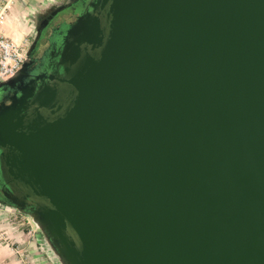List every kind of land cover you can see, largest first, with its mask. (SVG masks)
<instances>
[{"label": "water", "instance_id": "obj_1", "mask_svg": "<svg viewBox=\"0 0 264 264\" xmlns=\"http://www.w3.org/2000/svg\"><path fill=\"white\" fill-rule=\"evenodd\" d=\"M88 5L0 101L7 212L51 264H264V0Z\"/></svg>", "mask_w": 264, "mask_h": 264}, {"label": "flooded vegetation", "instance_id": "obj_2", "mask_svg": "<svg viewBox=\"0 0 264 264\" xmlns=\"http://www.w3.org/2000/svg\"><path fill=\"white\" fill-rule=\"evenodd\" d=\"M90 0H20L21 14L17 12L16 23L26 35L25 52L20 67L9 86L0 87V101L7 100L18 90L32 92V97L43 87L57 83L61 74L58 64L60 41L69 23L87 10ZM50 76H53L51 79ZM0 178V208L14 209L4 197ZM28 208H24L27 211Z\"/></svg>", "mask_w": 264, "mask_h": 264}, {"label": "built area", "instance_id": "obj_3", "mask_svg": "<svg viewBox=\"0 0 264 264\" xmlns=\"http://www.w3.org/2000/svg\"><path fill=\"white\" fill-rule=\"evenodd\" d=\"M12 6H15V0H0V77L14 73L20 67L25 52L26 35L24 30L19 27L17 23L14 27H9L7 22V13ZM7 226L8 225L0 226V238L4 241H9V233H2L3 229ZM12 243L15 244L12 246H14V252L20 255V259H22L25 264H32L31 260L17 245L15 239ZM38 256V262L41 264H50L49 261L42 256L40 251Z\"/></svg>", "mask_w": 264, "mask_h": 264}, {"label": "crops", "instance_id": "obj_4", "mask_svg": "<svg viewBox=\"0 0 264 264\" xmlns=\"http://www.w3.org/2000/svg\"><path fill=\"white\" fill-rule=\"evenodd\" d=\"M17 7L18 5H16V8ZM11 216V213L9 214L7 210L0 208V226L8 225L3 229L2 233H9V241H4L0 238V264H25L23 260L20 259V255H17L14 252V246H12L15 245L12 243L14 239L25 255H27V257L31 260L32 264H41L38 262V254L40 250L32 236L31 231L20 227V223L12 221L13 219H11ZM42 256L44 255L42 254Z\"/></svg>", "mask_w": 264, "mask_h": 264}, {"label": "rangeland", "instance_id": "obj_5", "mask_svg": "<svg viewBox=\"0 0 264 264\" xmlns=\"http://www.w3.org/2000/svg\"><path fill=\"white\" fill-rule=\"evenodd\" d=\"M16 15H17V8L16 6H12L7 13V22L9 24V27H14L16 25V19H15ZM11 215H12L11 219H13L12 221L20 223V227L24 228L25 230L31 231V225L27 221V219L24 218V216L18 213H11Z\"/></svg>", "mask_w": 264, "mask_h": 264}]
</instances>
